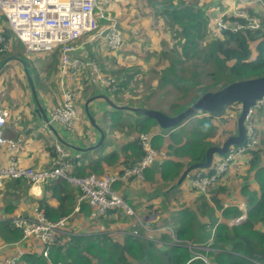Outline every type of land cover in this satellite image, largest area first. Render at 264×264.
Here are the masks:
<instances>
[{
    "label": "crops",
    "instance_id": "obj_1",
    "mask_svg": "<svg viewBox=\"0 0 264 264\" xmlns=\"http://www.w3.org/2000/svg\"><path fill=\"white\" fill-rule=\"evenodd\" d=\"M139 1L141 2H137V0H107L104 1V5L108 10H111V13L116 15L125 31V27L135 25L125 17V4L128 7L135 5L137 8L139 6L142 13H146L145 16L150 19V24L152 25V2L150 0ZM226 2H230V4H223L224 8L232 12L236 4L233 0H227ZM215 9L216 7L214 6L213 16L216 15ZM80 39L73 42L77 49L72 52V55L96 61H102L105 58L104 55L113 58L111 68H106L110 75H113L112 72L119 69V65L121 67L132 65V63L124 64L123 60L126 59L119 57L121 52L115 53L108 48L103 37L104 45L102 46L95 44L88 46V43H93V41H88L86 37L82 40ZM18 47L20 48H15L8 57H4V60H1L6 68L3 71L0 69V107L7 114L6 136L20 140L22 148L12 152L8 145H3L1 148L2 161L6 162L14 154L16 158L19 156L23 166H32L36 169L52 167L55 161H58L56 153L54 154L53 152V144L60 141L70 151L71 155L78 160L80 168L85 171L92 169L94 161L100 156L116 151L118 153L117 158L114 161L104 159L102 161L103 168L98 169L97 172L120 171L125 166L123 163L125 152L121 150L119 144L126 142L127 136L124 133L116 132L112 127L114 124L112 113L117 108L108 104L103 97H97V95L106 94L115 101L118 95H115V93L107 94V90L99 85L92 68L82 71L74 81L67 79L62 86V73L60 71L61 50L59 47L53 49L52 51H55L51 53L52 56H58L59 58L51 57L48 62L44 60L48 59L45 56L39 57L43 56L44 52H34L33 56L36 57H29L28 55H23L26 50H24L21 42ZM18 49H20V55L16 53ZM18 57L24 59L30 66L29 73L33 78L36 94L32 90L28 70ZM66 88L74 90L77 95L76 103L81 114L79 123L75 129L66 128L57 122H53L54 128L48 127V122H46L44 116L51 118L53 108L63 102V93ZM93 96L94 98L92 99ZM146 101L149 102L150 100ZM116 103L118 104V102ZM121 104L124 103L122 102ZM86 107H88V110L95 118L96 125L90 121L86 113ZM204 114L208 115V113ZM252 114L254 115L252 120L258 134V142H264V127H262L264 126V107H254ZM200 116L187 117L188 119H185L180 125L164 132V140L161 143L162 148L159 150L155 149L156 158L153 161L154 163L147 168L151 170L153 166L157 167V163L165 158L168 144L172 142L170 138L171 132L177 133V146L192 141V136L197 127V120ZM126 117H129L128 113L123 116V118ZM215 117L217 118L213 119V123L217 125L218 129L214 135L224 139L226 135H232L236 132L237 118H232L227 112L223 116ZM122 123L125 125L126 121L123 120ZM99 128L105 133V138L99 146L94 147V145L98 144L101 137ZM105 142L107 146L101 149ZM172 155V159L181 160L184 163L183 171L190 165L188 157ZM250 156L247 151L236 161L233 165L234 168L228 169L217 184L213 185L207 193L200 192L193 186L192 179L195 176V169L189 172L181 184H177V181L183 171L176 180L163 179L158 169H154L147 176L145 175L144 178L132 175L127 179L119 180L115 184V188L140 215H151L153 227L169 226L170 230L166 231H177L186 227L192 229L190 222L192 220L191 216H193V230L207 231L211 234L215 231L218 222H231L236 218L237 215L233 217L225 215L224 209L232 208L230 206L234 204L239 206L242 202L246 203L243 185L247 175H249L250 187H258V184L255 185L253 171L250 170L249 172ZM72 168L73 165L71 163L69 169L72 170ZM54 180H51V182ZM48 187H52V183L33 186L27 180L16 178L7 179L0 186V263L3 259L16 252L17 247L25 251L21 259H23L25 254H35L33 255L35 256V258L33 257L35 261L36 255L39 256L37 262L41 261L43 257L50 264L55 262L43 255L42 244L33 238H24L22 230L13 227L11 224V218L15 215L33 216L35 211L41 210L38 207L40 200L48 201L52 205L57 206L58 200L54 195V191ZM72 187L80 189L74 185ZM217 200L221 206H219ZM239 210L242 213V210ZM67 215V229L76 231L80 235L105 232L109 233L113 238L122 240L123 234L134 230L133 217L132 215H127L124 209L115 208L104 215H100L88 201H81L80 196L76 199L73 210ZM189 218L190 220L187 224ZM159 241L165 244L171 243L170 241L167 242L166 239L165 241L159 239ZM191 251L194 252L193 250Z\"/></svg>",
    "mask_w": 264,
    "mask_h": 264
},
{
    "label": "trees",
    "instance_id": "obj_2",
    "mask_svg": "<svg viewBox=\"0 0 264 264\" xmlns=\"http://www.w3.org/2000/svg\"><path fill=\"white\" fill-rule=\"evenodd\" d=\"M150 1L153 6V23L155 21L165 22L169 25L168 29L172 33L173 38H178L175 43L170 44V47L175 49V46L178 44L184 57H193L191 60V65L193 66L191 68V78L193 80L181 77V81L186 84L183 87L184 90H187L191 84L197 86V93L193 95L189 102L182 105L174 103L169 105L168 109L163 108V106L151 105L144 100L134 103V92V97H129V103L126 104L157 108L168 114L175 115L190 106L206 91L220 89L236 80L264 75V28L217 31L216 21L212 14L214 6L216 7L215 12L217 15L223 14L222 16L225 19L237 18L233 14L224 11V3L220 0H208L214 1V4L216 2L217 5L206 8L202 6L203 2L201 0ZM248 11L252 15H258L255 9L253 10L249 7ZM2 23L7 29L6 34L8 37L12 36L15 39L16 37L12 31L8 29V23L4 16L2 17ZM205 39V45L201 46ZM208 39L209 41L207 42ZM252 43H254V49ZM19 50H16V53L20 55ZM162 53H165V50H162ZM201 56L204 62L213 60L216 67L213 75L214 79H212L211 83L205 85L201 84L199 79V74L201 73L197 70V65H199L198 59ZM184 61L181 57H176L175 61L172 62L167 61V70L170 73L176 70V62L182 63L180 68H184ZM130 68L131 65H125L112 72L117 79L121 73L124 76L121 78L122 82L118 79L117 86H120V89L110 92L107 90L108 94H117L118 91L123 90V86L126 87L132 81L133 74L128 72ZM167 76V72L161 76L163 78L161 80L162 83L168 80ZM179 79L180 77L177 80L172 79V82L181 86L178 83ZM125 113H128L129 117L123 118ZM204 113L206 112H196L190 116L201 115L197 120V127L192 136V141L177 146V133H170L172 142L168 144L165 158L157 163V167L153 166L151 170L158 169L163 179L177 180L183 171L184 163L181 160L172 159V154L188 157L189 164L203 161L206 158L207 148L223 141L211 140V137L218 129L217 125L213 123V119L217 117L213 114L205 115ZM112 117L114 119L113 129L127 136L126 142H121L119 146L125 152L123 163L128 167H131L135 161L145 154L141 134H151V146L159 150L162 148L161 143L164 140L163 133L176 127L161 128L156 119L131 110L115 109ZM253 117L254 115L252 114L250 119H253ZM123 120L126 121L125 125L122 123ZM228 136L226 135V137ZM106 146L105 142L101 149ZM53 152L54 154L56 153L54 144ZM248 153L251 155L249 172L250 170L253 171L255 185L258 184V187H250L249 175H247L243 185L247 214L241 213L236 204L230 206L232 208L224 209L225 215L231 217L237 215L236 218H241V220L218 222L214 235L206 231L193 230L194 217L191 216L190 225L192 229L186 227L185 229L181 228L176 231L177 237L181 240L179 242L173 240L169 231H164L159 236L161 240L172 241L170 244H165L159 241V239L156 240L145 236V230L141 228H138V231H141L140 235L127 231L126 234H123L122 240L113 238L109 233L105 232L87 235L72 234L64 237L65 241L58 240L51 246L49 258L55 262L63 261L66 264H264V142H257V145L250 149ZM117 155L116 151H112L109 154L100 156L94 161L92 169L88 171L81 169L78 160L72 155H70L68 162L73 165L71 171L79 176L94 174L93 172L104 174L97 172L98 169L103 168L102 161L104 159L114 161ZM151 170L150 168H146L145 175L147 176ZM204 170L207 171H203V173L208 174L214 171L213 167ZM16 179L27 180L22 177ZM51 180L54 179L47 180L44 184L52 183V187L48 188L54 191L58 205L54 206L48 201L40 200L38 207L48 218L56 220V218L67 215L73 210L76 199L81 195V190L73 188L65 179H57L52 182ZM27 181L31 184V181ZM217 202L221 206L218 200ZM189 220L190 218L187 220V224ZM209 237H212V241L207 244H210L213 249L204 253L205 255L207 254V258L209 257V261L207 262L200 256L196 257V254L191 251L193 248L191 249L187 245L186 240H189L190 244H200L202 242L206 243ZM33 255L35 254H25L18 264H50L49 261H46L45 257L37 262L39 259L37 255L35 261L33 259L35 256Z\"/></svg>",
    "mask_w": 264,
    "mask_h": 264
},
{
    "label": "built area",
    "instance_id": "obj_3",
    "mask_svg": "<svg viewBox=\"0 0 264 264\" xmlns=\"http://www.w3.org/2000/svg\"><path fill=\"white\" fill-rule=\"evenodd\" d=\"M104 1L107 0H0V19L2 16L6 17L11 29L23 41L26 52L50 51L57 47L60 48L62 86L67 79L74 81L82 71L92 68L98 83L112 91L116 89L118 84V79L114 75H104L96 61L92 59L72 55V52L77 49L73 42L86 35L89 37L88 40L103 37L107 46L114 51H120L122 48L124 44L123 29L118 18L107 13L108 8L105 7ZM222 15L220 14L215 19L218 30L240 31L264 27L262 18L251 15L242 9L234 10V16L237 17L235 19H225ZM4 39L5 36L0 31V51L7 47ZM3 94L5 93L3 92ZM63 95V102L53 108L50 121L60 123L69 129H75L81 118L76 107L75 93L72 89L66 88ZM254 107H264V96L252 107L246 120L244 142L231 145L225 155L218 158L214 157L213 173L208 174L199 169L196 170L192 179L196 189L207 193L209 187L215 183L221 174L225 173L239 158L257 145L258 134L253 120L250 119ZM240 111L241 104L236 103L228 113L232 118H238ZM6 117V111L0 107V186L9 178L22 177L30 180L33 186L42 185L51 178L65 179L80 188L81 194L83 193L82 197L80 195V200L88 199L89 204L100 215H104L109 209L114 208L124 209L127 215H132L134 230L131 233L135 235L141 234V231H138V228L141 227L145 230V236L158 240L161 232L170 230L169 226L153 227L150 220L140 215L114 188L117 181L127 179L132 175L144 178L145 169L156 158V150L151 146L150 135L141 134L145 154L131 167L123 166L117 172L79 177L69 169L70 163L67 158L70 156V151L59 142L55 143L58 161L52 167L36 169L32 166H23L19 156L16 158L14 154L6 162H3L1 158L3 145H8L12 152L22 148L20 140L6 136ZM239 206L242 213L247 214L246 203L242 202ZM233 220L238 221L241 218H234ZM67 223L68 215L52 220L42 210L35 211L33 216L15 215L11 218L12 226L22 230L24 238H33L42 244V253L47 258H49L50 248L55 242L58 240L65 241L64 237L77 234L76 231L67 229ZM172 235L173 240L181 241L175 233ZM186 241L191 249L198 246V244H190L189 240ZM24 252L23 249L17 247L16 252L3 259L0 264H17ZM194 254L208 262L205 254L200 255L195 251ZM51 264L65 263L57 261L51 262Z\"/></svg>",
    "mask_w": 264,
    "mask_h": 264
},
{
    "label": "rangeland",
    "instance_id": "obj_4",
    "mask_svg": "<svg viewBox=\"0 0 264 264\" xmlns=\"http://www.w3.org/2000/svg\"><path fill=\"white\" fill-rule=\"evenodd\" d=\"M201 1L203 2L202 6L204 8H206L208 6L210 7L212 5H217L216 2L214 4V1H208V0H201ZM221 1L226 5L230 4V2H226L227 0H221ZM233 1H234V3L238 2V1L244 2V3H239L235 7V9H241L243 7L244 10H246V9L248 10L249 7L250 8L252 7V9L254 8L256 13L258 14L257 16L262 18L263 23H264V8H263L264 0H233ZM137 2H141V1L137 0ZM124 10H125V17L127 18V20L132 21V23H134L135 25L132 27H125V31L123 30L124 44H123L122 48L120 49L121 53H120L119 57H123L126 59V60H123L124 64L132 63L131 68L128 70V72L133 74V79L126 87L123 86L122 91H120V92L118 91V93H117L118 97H116L117 100H115V101L118 102V104H121L122 102L124 104L129 103L128 98L134 97L133 96V92H134L135 93L134 103L142 102L143 100L144 101L150 100L148 103L151 102L150 104L163 106V108H165V109L166 108L168 109L169 105H172L174 103L175 104L178 103V104L182 105V104L189 102L192 99L193 95L197 93V86L191 84V85H189V88L187 90H184L183 87H185L186 84L182 83L181 77L184 79L190 78L191 80H193V78H191V76H192L191 75L192 74L191 68L193 67L191 65V60L193 59V57L192 58L184 57L181 53V50H180L178 44L175 46V49H172L170 47V44L175 43L178 38H176V39L173 38L172 33L168 29V27H169L168 24H166L163 21H157V22L155 21V23H153V20H152V25H151L150 19L145 16L146 13H144V14L142 13V11L139 9V6H137V8L135 7V5H131L130 7H128L125 4ZM107 13L114 15L113 13H111V10H107ZM216 19H217V17H216ZM121 28L123 29V27H121ZM6 31H7V29H6ZM6 31H5L6 39H4V43H6L7 47L5 49H3L2 51H0V69H1V71H3L6 68V66L2 63L1 60L4 57H8L13 52V50L20 45V42L18 41V39L17 38L14 39L12 36L8 37V35L6 34ZM12 33H13V31H12ZM13 35L15 36L14 33H13ZM84 37H86L87 40L89 39L88 35L82 36V37H80L81 39L80 38L79 39L82 40ZM214 37H216V35H214ZM88 41H93V43L89 42L88 46H93L94 44L99 45V46L104 45V41H103L102 37L95 38L94 40L90 39ZM208 41H209V39L207 40V42ZM205 42H206V39L202 42L201 46H204ZM105 44H106V42H105ZM253 45H254V43H252V47H253ZM106 46H107V44H106ZM253 49H254V47H253ZM162 50H165V53H162ZM54 51H51V52L50 51H48V52L43 51L44 52L43 56H39V57L45 56L46 58H48V59H44V60H47V62L50 60L51 57L52 58H59L58 56H52L51 55V53ZM113 52L116 53L118 51L113 50ZM23 55H28L29 57L30 56L36 57V56H33L34 53H29L26 51H24ZM60 56H61V53H60ZM104 56H105V58H103L102 61H99V60H97L98 62L96 60H94V61H96V63L98 64V66L101 69V72L104 75H109L110 72L108 73L106 68L107 67L111 68V66H112L111 64L113 63V58H110L107 55H104ZM39 57H37V58H39ZM100 57H102V56L100 55ZM176 57H181L182 59L185 60L184 61V68H180V65H182V63L176 62L175 63L176 67H177L176 70H174V71H172V73H170L167 70V67H168V66H166L167 61H169V62L175 61ZM198 62H199V65H197V70H199L201 73V74H199L200 75L199 79L201 81V84L205 85L207 83H211L212 79H214L213 75L216 71V67L213 63V60L208 61V62H204L202 59V56H201V58L198 59ZM120 68H121V66L119 65V69ZM136 70H138V71L136 72ZM166 72L168 74V76H167L168 80L165 83H162L161 80H163V78H161V76L163 74H165ZM123 76H124L123 73H121L120 77L118 79L121 81V78H123ZM179 77H180V79L178 80V83L181 86H178L172 82V79L177 80ZM201 84H199V85H201ZM99 85L102 88L108 90V88L102 86L100 83H99ZM116 89H120V86H117ZM108 92H110V91L108 90ZM74 93H75V91H74ZM75 96H76V100H77V95L75 94ZM76 105H77V103H76ZM126 110H128V109H126ZM262 127H264V126H262ZM150 136H151V134H150ZM226 138L222 139V138H220V136L214 135V136H212L211 140H213V141L223 140L224 141ZM223 141H221L219 144H222ZM215 157L216 158L220 157V154L215 155ZM213 163H214V161H213ZM232 167L233 166H230L228 169L230 170V169H232ZM93 173L96 175H102V174H97L95 172H93ZM144 176H145V174H144ZM114 188H115V186H114ZM117 192H119V191L117 190ZM238 208L241 209L239 206H238ZM214 229H215V227H214ZM169 232H170L171 236H173L172 235L173 232L172 231H169ZM175 233H176V231H175ZM211 235H214V231L211 233ZM169 241L172 243L171 240H169ZM211 241H212V237H209L206 243H204V242H202L200 244L196 243V244H198V246L196 248L193 247V251L199 253L200 255H203L204 253H206V251L213 249L210 246V244H207V243H210Z\"/></svg>",
    "mask_w": 264,
    "mask_h": 264
},
{
    "label": "water",
    "instance_id": "obj_5",
    "mask_svg": "<svg viewBox=\"0 0 264 264\" xmlns=\"http://www.w3.org/2000/svg\"><path fill=\"white\" fill-rule=\"evenodd\" d=\"M19 60H22L24 65L28 70V77L31 82V87L33 92L36 94L35 85L33 78L29 73V65L27 62L18 57ZM264 96V75L251 77L247 79H241L233 81L220 89L209 90L203 93L198 99H196L190 106L180 111L175 115L168 114L167 112L150 108L145 106H134V105H119L116 104L109 96L107 95H97V97H103L108 104L117 108V109H130L135 112L147 115L157 120L160 127L169 128L181 124L187 117L191 116L196 112L206 111L215 116H222L226 114L227 111H230L231 107L236 104H241V111L237 118V132L233 135L228 136L222 144L211 145L206 150V158L203 161L193 162L183 171L179 177L177 184H181L186 176L194 169L198 168H209L214 160L215 154H225L231 144H240L244 142L246 138V120L249 117L250 111L253 106L256 105L257 101ZM94 96L92 97V99ZM86 113L90 121L96 125L95 118L86 107ZM46 122H48V127H52L53 123L45 115ZM101 137L98 141V144L94 147L99 146L104 138L105 133L100 129Z\"/></svg>",
    "mask_w": 264,
    "mask_h": 264
},
{
    "label": "bare ground",
    "instance_id": "obj_6",
    "mask_svg": "<svg viewBox=\"0 0 264 264\" xmlns=\"http://www.w3.org/2000/svg\"><path fill=\"white\" fill-rule=\"evenodd\" d=\"M3 17V16H2ZM2 17H1V19H0V21H2ZM4 18L6 19V17L4 16ZM6 21H7V19H6ZM7 23H8V21H7ZM8 28L10 29V30H12L11 29V27H10V25H9V23H8ZM258 28V27H257ZM248 29H256V28H248ZM0 31H2V33L4 34V36H5V31H6V28L4 27V25H3V23L2 22H0ZM13 31V30H12ZM13 33H14V31H13ZM15 34V33H14ZM15 36H16V34H15ZM16 38L22 43V46L24 47V49H25V46H24V43H23V41L19 38V37H17L16 36ZM97 38V37H96ZM5 39H6V36H5ZM105 42H106V40H105ZM107 44V43H106ZM26 50V49H25ZM50 51H52V50H50ZM36 52H43V50H39V51H36ZM31 53H34V52H31ZM61 68H62V58H61ZM114 90H116V89H114ZM114 90H112V91H114ZM109 91H111V90H109ZM103 95H106V94H103ZM107 96H109V95H107ZM110 97V96H109ZM111 98V97H110ZM104 99V98H103ZM112 99V98H111ZM115 102V101H114ZM116 103V102H115ZM117 104V103H116ZM120 105V104H119ZM129 105V104H128ZM134 106H138V105H134ZM76 107H77V105H76ZM146 107V106H145ZM150 108H152V107H150ZM77 109H78V107H77ZM157 109V108H156ZM128 110H130V109H128ZM78 111H79V109H78ZM132 111V110H131ZM135 112V111H134ZM203 112H206V111H203ZM206 113H208V112H206ZM79 114H80V112H79ZM208 114H211V113H208ZM81 115V114H80ZM193 115V114H192ZM223 116V115H222ZM51 119V118H50ZM54 121H52V123H53ZM5 124H6V119H5ZM175 127V126H174ZM162 128V127H161ZM57 142H59V143H61L60 141H57ZM56 143V142H55ZM62 144V143H61ZM63 145V144H62ZM231 145H237V144H231ZM230 145V146H231ZM64 146V145H63ZM54 147H55V144H54ZM55 149H56V147H55ZM229 150V149H228ZM228 152V151H227ZM226 152V153H227ZM225 153V154H226ZM70 155H71V153H70ZM215 155H217V154H215ZM221 155V154H220ZM224 155V154H223ZM215 157V156H214ZM70 159V156L67 158V161ZM213 164V163H212ZM210 167H212V166H210ZM198 169H201V168H198ZM198 169H195V171L194 172H196V170H198ZM204 169H206V168H203L201 171L203 172V171H207V170H204ZM227 171H228V169H227ZM226 171V172H227ZM214 172V171H213ZM212 172V173H213ZM225 172V173H226ZM120 173V172H119ZM225 173H223V174H221L218 178H217V180L215 181V183L213 184V185H215V184H217V182L219 181V179L221 178V176H223ZM195 174V173H194ZM193 174V175H194ZM209 174H211V173H209ZM89 175H93V174H87V175H85V176H79V177H86V176H89ZM117 183V182H116ZM115 183V184H116ZM115 186V185H114ZM196 189V188H195ZM209 189H210V187H209ZM209 189H208V191H209ZM116 190V189H115ZM198 190V189H197ZM199 191V190H198ZM116 192H117V190H116ZM200 192H203V191H200ZM120 196H122L119 192H117ZM203 193H205V192H203ZM82 195H83V193L81 194V197H82ZM81 200H86V201H88V199H86V198H83V199H81ZM126 200V199H125ZM127 201V200H126ZM128 202V201H127ZM89 203V202H88ZM129 203V202H128ZM144 218H146V219H148V220H150V222L152 223V219H151V215L150 216H147V215H142ZM141 229H143V228H141ZM173 233H175V231H173ZM176 234V233H175ZM177 236V235H176ZM209 261V260H208Z\"/></svg>",
    "mask_w": 264,
    "mask_h": 264
},
{
    "label": "clouds",
    "instance_id": "obj_7",
    "mask_svg": "<svg viewBox=\"0 0 264 264\" xmlns=\"http://www.w3.org/2000/svg\"><path fill=\"white\" fill-rule=\"evenodd\" d=\"M239 3H244V2H240V1H238V2L235 3L236 6H237ZM241 9L244 10L243 7H242ZM246 10H247V9H246ZM246 10H244V11H246ZM224 11L229 12V13H231V14L234 15V11L230 12V11H228V10L225 9V8H224ZM246 12L249 13L248 10H247ZM249 14H250V13H249ZM251 15H252V14H251ZM256 16H257V15H256ZM216 17H219V15L216 14V15L214 16V18L216 19ZM258 17H259V16H258ZM263 24H264V23H263ZM263 28H264V27H263ZM216 30L219 31V32L223 31V30H218V29H216ZM224 30H226V29H224ZM228 31H229V30H228ZM27 180H28V179H27ZM29 181H30V180H29ZM31 185H32V183H31ZM62 262H63V261H62ZM65 264H66V263H65Z\"/></svg>",
    "mask_w": 264,
    "mask_h": 264
}]
</instances>
